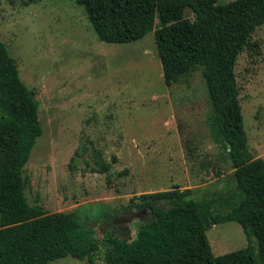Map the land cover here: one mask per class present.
<instances>
[{"label": "rangeland", "instance_id": "rangeland-1", "mask_svg": "<svg viewBox=\"0 0 264 264\" xmlns=\"http://www.w3.org/2000/svg\"><path fill=\"white\" fill-rule=\"evenodd\" d=\"M0 41L39 103L43 133L23 169L29 204L74 212L99 238L113 227L131 239L148 215L126 208L132 197L178 187L200 200L234 187L232 165L205 122L200 72L165 86L153 32L103 43L76 0H0ZM250 42L256 46L239 54L235 76L248 150L264 158V25ZM100 157L110 165L106 173L91 171ZM108 211L113 218L104 224ZM206 235L214 256L248 244L235 222ZM94 261L105 264L103 249ZM49 264L88 263L67 257Z\"/></svg>", "mask_w": 264, "mask_h": 264}, {"label": "trees", "instance_id": "trees-1", "mask_svg": "<svg viewBox=\"0 0 264 264\" xmlns=\"http://www.w3.org/2000/svg\"><path fill=\"white\" fill-rule=\"evenodd\" d=\"M76 3L103 43H131L153 32L165 86L200 72L209 104L205 122L232 165L234 187L200 200L192 189L178 187L132 197L126 208L148 215L131 239L116 236L113 227L99 238L74 212L49 213L29 204L23 169L43 133L39 103L0 41V264H49L67 257L95 264L99 249L105 264H264V158L248 150L235 76L239 54L256 46L250 38L264 25V0ZM96 165L92 172L110 170L102 157ZM112 218L108 211L100 221ZM226 222L239 224L248 244L214 256L206 232Z\"/></svg>", "mask_w": 264, "mask_h": 264}]
</instances>
